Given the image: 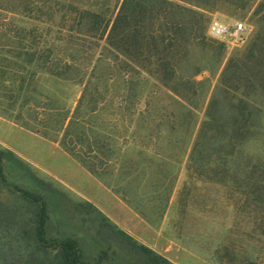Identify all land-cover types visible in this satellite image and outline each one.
<instances>
[{"label":"trees","instance_id":"obj_1","mask_svg":"<svg viewBox=\"0 0 264 264\" xmlns=\"http://www.w3.org/2000/svg\"><path fill=\"white\" fill-rule=\"evenodd\" d=\"M241 1L237 7L247 9L255 0ZM19 6L38 14L30 16L35 24L14 23ZM53 10L0 0V115L58 142L149 222L163 220L177 193L182 206L264 243V159L245 148L263 127L264 0L255 12L261 29L225 67L207 107L208 131L189 152L206 90L199 70L185 73L181 64L194 44L211 47L217 62L225 56L228 43L207 34L211 17L174 0H123L115 17L73 4ZM59 10L75 16L57 18ZM142 72L159 80L150 92ZM44 79L78 92H53ZM186 155L179 186L175 169ZM11 160L26 163L0 145V263L113 264L106 250L89 254L80 238L53 232L44 195L8 178ZM81 204L127 264H176L93 202Z\"/></svg>","mask_w":264,"mask_h":264},{"label":"rangeland","instance_id":"obj_2","mask_svg":"<svg viewBox=\"0 0 264 264\" xmlns=\"http://www.w3.org/2000/svg\"><path fill=\"white\" fill-rule=\"evenodd\" d=\"M8 1L13 0H4V2ZM15 1L32 2L34 6L35 4H38L39 6L43 7L44 12L52 11V14L54 11L53 7L56 4L59 7L63 4H73L82 9L91 8L93 10L103 12L108 17H115L120 10L121 4L123 3V0ZM174 1H178L190 7H195L204 12L209 18L218 17L221 20L231 24H233L236 20H242L247 24L245 40L239 45H233L231 43L226 44V53L220 62H217L218 55L214 53L211 47H204L194 44L193 46H190V55L186 57V59L181 64L183 72L185 73L191 74L195 72V70H199L196 79L204 81V89L206 90L204 99H202V101L200 102V107L195 113V125L192 126V141L186 148V151L189 152L194 140L199 135V133L208 131V124L206 120L207 107L212 96L220 86L222 74L225 67L232 59H237L244 56V54L249 49L253 39L261 29L258 15H256L255 12L259 6V3L263 0H255L252 3V6H249L247 9H240L237 7L236 4H241V0H201L203 1V4L201 5L195 3L196 1L194 0ZM19 10H21V14L13 16V21L15 24H17L18 26L20 25L26 27H30L31 25L35 24L30 16H37V13H31L30 15L29 13L22 11L23 9L20 6ZM55 14L57 18H60L63 15H69L68 17L75 16V14L73 13H67L62 10L57 11ZM42 18L47 17L45 15ZM52 36L54 37L55 35L53 34ZM209 40L210 39H208V41ZM143 76L144 78H142V81L144 83L146 92H150L151 90L156 88L157 84L159 83V80L156 76H150L147 72H142V77ZM139 78L140 77H138V79ZM43 82L47 83L53 92L63 93L66 91V94L68 95H75L78 92L77 88L66 87L63 83L55 82V80L44 79ZM166 96L167 95L165 94H161L159 101L162 104H166ZM259 104H261L263 108V127L260 129V133L258 136H255V138L245 143V148L249 152L264 159V99H260ZM0 132L2 133L4 132V130L0 128ZM4 133L8 135L12 145L15 148H17L29 158H35L43 168L45 167L47 171H54L58 175H60V177H62V179L58 178L53 174L44 171L45 169L43 170L40 167L26 161L25 159L23 160L26 163H20L16 160H11L8 161L5 165L6 173L10 180H13V182L17 183L21 187L30 189L32 191H39L44 195L45 199L48 202L49 213L51 216V227L53 232L55 234L59 233L62 236L69 235L80 238L89 254L98 255L102 250H106L109 256L114 258L113 264H127V262L122 258L123 254L120 252V250L116 249L115 245L110 248L108 245L109 241H104L108 240L104 236V233H102L101 235L97 234L98 226L92 223V215H89V210L83 207L81 204L84 200L88 199H86L77 189L70 187V185L67 183L70 182L74 186L79 187V185L84 182L86 187L88 185L90 190L95 193L96 183L94 179H92V177H88L86 173H83L78 169L76 160L71 158L69 159V157H66L63 153L60 152L59 149L54 148L49 142L26 132ZM184 160L185 162L182 165H177L175 169L176 171H181V181L179 183V186L181 185L185 177L184 173L187 155L184 157ZM173 199L174 202L175 200H178L177 193L174 194L172 200ZM132 209L140 217H142L134 208ZM191 211L196 213L193 210ZM105 214L110 217L107 213ZM196 214L210 228L209 233L211 234V237L208 239L210 246H207L210 250L209 253H207L208 251L204 250L206 239L204 240V242L199 243V239L196 240L193 236V233H191V237L186 236L184 238L183 234L180 235V238L175 237V240H173L176 241L179 245H172L165 235V227V230L162 233L163 235H160L158 237L159 243L164 245V247H167V250H164L165 254L163 255L170 258L176 264H264V243L258 245L253 241H249L244 237L235 234L233 231H231V229H229V226L227 224H224L223 222H214L207 217H203L198 213ZM164 218L163 220H157L156 222H149L146 219H143L155 228H160L163 226ZM110 219L116 223V221L111 217ZM177 227H184L183 229L186 232V229L188 227H192V225H190L189 221L188 224H182V226L177 225ZM124 230L127 231V229ZM140 233L142 237L148 238V240L150 239L149 236L153 237L154 234H152L151 232L149 234V232H146L145 230H142ZM189 237L190 240L188 239ZM158 239L155 240L154 243H157ZM183 241L186 242L185 245H183ZM200 244L203 245L201 246ZM114 250H116L118 256L116 254L114 255ZM200 256H205L206 260L203 257V260L199 259Z\"/></svg>","mask_w":264,"mask_h":264},{"label":"crops","instance_id":"obj_3","mask_svg":"<svg viewBox=\"0 0 264 264\" xmlns=\"http://www.w3.org/2000/svg\"><path fill=\"white\" fill-rule=\"evenodd\" d=\"M0 128H2L4 132H11V133L26 132L29 134H33L38 138H41L49 142L54 148L59 149L61 153H63L66 157H69V159L71 158L76 160L71 155H69L58 142H53L43 137L40 134L32 132L2 115H0ZM4 132L2 133L0 132V145L13 150L15 153H17L20 157H22L26 161L40 167L43 170L45 169V167L43 168L35 158L34 159L29 158L24 153H22L17 148H15L12 145L8 135ZM76 162L78 164V169L81 172L86 173L88 177H92V179H94L97 188L94 186L96 189V192L94 193L92 190H90L88 185L86 187L84 182H82V184H80L78 187L66 181L70 185V187L77 189L86 199L95 203V205L99 207L104 213H107L112 219H114L118 225H120L124 229H127V232L132 234L137 240H141L140 241L141 243L150 246L151 248L155 249L157 252L161 254H165L164 250L166 251L167 247H164V245L159 243L158 237L160 235H163L162 233L164 232L166 227L165 235L167 236L168 241L171 242L172 245L174 246L179 245L177 244L176 241H174L175 237L180 238L181 237L180 235L183 234V237L185 238L186 236L188 237L191 235V233H193L194 238L196 240L199 239V243L204 242V240L206 239L204 250L208 251L207 253H209L210 250L208 249L207 246H210L208 240L211 237V234L209 233L210 228L196 213L182 206L178 202V200H175V202L174 199L171 200L170 207L163 221V226L160 228H155L154 226L146 222L142 217H140L129 205L124 203V201H122V199H120L114 192H112L108 187H106L101 180H99L97 177L91 174L78 160H76ZM44 171L49 172L50 174H53L54 176L62 179V177H60V175H58L54 171H47L46 169ZM189 221L192 227H188L186 229V232L183 229L184 227L182 228L177 227V225L182 226V224H188ZM142 230L149 232V234L150 232L152 234L154 233L153 237L149 236L150 237L149 240L148 238L142 237L140 235L141 234L140 232ZM190 237L188 238L189 240ZM157 239H158L157 243H154V241ZM182 243L183 245H185L186 242L183 241ZM200 245L202 246L203 244ZM202 257L206 260L205 256H200L199 259H202Z\"/></svg>","mask_w":264,"mask_h":264},{"label":"built area","instance_id":"obj_4","mask_svg":"<svg viewBox=\"0 0 264 264\" xmlns=\"http://www.w3.org/2000/svg\"><path fill=\"white\" fill-rule=\"evenodd\" d=\"M247 24L236 20L233 24L212 17L207 28V34L213 39L222 40L233 45L241 44L246 38Z\"/></svg>","mask_w":264,"mask_h":264}]
</instances>
